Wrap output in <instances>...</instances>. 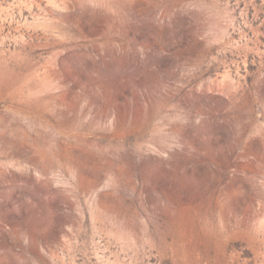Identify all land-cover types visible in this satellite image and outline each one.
<instances>
[{
	"label": "rangeland",
	"instance_id": "374dc122",
	"mask_svg": "<svg viewBox=\"0 0 264 264\" xmlns=\"http://www.w3.org/2000/svg\"><path fill=\"white\" fill-rule=\"evenodd\" d=\"M0 264H264V0H0Z\"/></svg>",
	"mask_w": 264,
	"mask_h": 264
}]
</instances>
